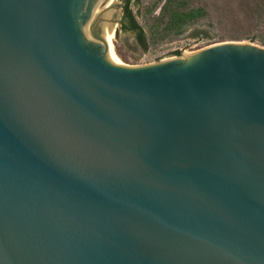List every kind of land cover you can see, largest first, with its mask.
I'll list each match as a JSON object with an SVG mask.
<instances>
[{
	"label": "water",
	"instance_id": "obj_1",
	"mask_svg": "<svg viewBox=\"0 0 264 264\" xmlns=\"http://www.w3.org/2000/svg\"><path fill=\"white\" fill-rule=\"evenodd\" d=\"M115 4L0 0V264H264V47L129 67Z\"/></svg>",
	"mask_w": 264,
	"mask_h": 264
},
{
	"label": "rangeland",
	"instance_id": "obj_2",
	"mask_svg": "<svg viewBox=\"0 0 264 264\" xmlns=\"http://www.w3.org/2000/svg\"><path fill=\"white\" fill-rule=\"evenodd\" d=\"M252 1L199 0L196 5L207 6L210 14L208 19L189 28L182 36L153 41L150 38V24L153 18L159 15L164 0H132L130 8L139 25L144 28L147 39L142 43L136 33L124 30V26L129 23L125 20V9L119 8L113 40L116 56L126 66L142 67L182 57L224 42H250L261 46L258 41L248 40L249 36H255L257 33L250 20L246 19V7L252 5ZM118 3L125 4V0H118ZM157 3L158 8L153 14H146L147 9ZM177 52H180L181 56H178Z\"/></svg>",
	"mask_w": 264,
	"mask_h": 264
},
{
	"label": "trees",
	"instance_id": "obj_3",
	"mask_svg": "<svg viewBox=\"0 0 264 264\" xmlns=\"http://www.w3.org/2000/svg\"><path fill=\"white\" fill-rule=\"evenodd\" d=\"M131 1L128 0L125 9V20L129 24L124 26V30L136 33L137 38L145 43L147 37L130 8ZM197 3L199 4V0H164L159 15L150 24V38L153 41L176 38L200 21L208 19L210 14L207 6H198ZM158 5L159 3L149 7L146 14L152 15ZM246 19L250 20L257 32L255 36H249L248 40L258 41L264 47V0H253L252 5H247ZM177 55L181 56L180 52Z\"/></svg>",
	"mask_w": 264,
	"mask_h": 264
},
{
	"label": "bare ground",
	"instance_id": "obj_4",
	"mask_svg": "<svg viewBox=\"0 0 264 264\" xmlns=\"http://www.w3.org/2000/svg\"><path fill=\"white\" fill-rule=\"evenodd\" d=\"M117 4H118V0H116L115 6L112 8V10H111V12L107 18V20L109 22V30H108L107 40H108V46H109L113 56L115 57V59L119 63H121L120 60L118 59V57L116 56V52L114 50V45H113V40L115 38V30H116V25H117L116 17H117L118 12L120 11L116 6Z\"/></svg>",
	"mask_w": 264,
	"mask_h": 264
}]
</instances>
